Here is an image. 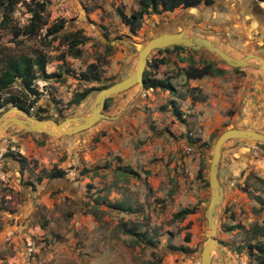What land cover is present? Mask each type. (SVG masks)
I'll return each mask as SVG.
<instances>
[{"label":"rangeland","instance_id":"374dc122","mask_svg":"<svg viewBox=\"0 0 264 264\" xmlns=\"http://www.w3.org/2000/svg\"><path fill=\"white\" fill-rule=\"evenodd\" d=\"M213 1L230 5L233 0ZM37 2L46 4L48 24L33 37L15 36L13 26H27ZM210 6L202 1L194 7L204 13L178 7L146 14L133 33L119 10L130 15L140 9V0H18L5 25L0 5L1 64L10 56L43 53L46 70L53 74L34 82L38 94L26 95L18 82L0 94V101L14 95L33 105L31 115L42 109L41 115L56 121L83 114L97 88L131 72L137 44L182 29L187 16L208 15ZM228 17L237 20L231 11ZM61 19L64 29L47 34ZM204 20V27L214 26ZM240 26V35L247 37ZM65 32L82 39L79 57L68 50ZM226 41L227 52L239 56L244 51L231 49L237 46ZM174 46L154 50L146 70L154 78L172 77L175 91L137 85L105 107L104 113L118 115L138 94L121 117L102 120L72 138L24 132L0 140V264H201L197 255L206 239L210 188L198 171L204 166L208 178L209 150L225 128L264 132V74L231 67L209 50ZM208 63L223 71L199 81L183 72L188 65ZM91 64L99 81L91 77ZM86 88L95 90L80 104H71ZM56 168L64 170L65 184H51L56 178L49 174ZM220 179L225 194L216 239L222 256L214 251L212 262L260 264L249 244L264 241L254 228L264 225L263 143L228 142ZM184 208L193 212L177 218Z\"/></svg>","mask_w":264,"mask_h":264},{"label":"water","instance_id":"95a60500","mask_svg":"<svg viewBox=\"0 0 264 264\" xmlns=\"http://www.w3.org/2000/svg\"><path fill=\"white\" fill-rule=\"evenodd\" d=\"M213 35L217 34L201 29L196 25H187L179 30H168L157 33L147 42L137 44L134 47V49L138 50L134 68L124 78L98 91L88 111L56 121L52 118H38L19 107H12L0 113V140L5 136H16L24 132H39L56 139L72 138L81 133L91 131L102 120H113L121 117L135 102L138 94L126 105L121 113L115 116L104 113L106 100L110 97L126 93L137 85L144 87V75L149 55L156 49L168 46L181 45L195 50H209L231 67L255 68L264 74V56L262 54L255 51H242V57H236L229 54L215 40L211 39ZM15 128L17 129L13 130ZM233 140L248 144L255 142L264 144V132L231 125L217 135L213 146L209 150L207 180L210 188V197L205 207L207 221L206 239L197 255L201 264H213L214 251L222 256L216 239L219 211L225 194L220 179V169L225 145ZM58 181H52L51 184L58 183Z\"/></svg>","mask_w":264,"mask_h":264},{"label":"trees","instance_id":"16d2710c","mask_svg":"<svg viewBox=\"0 0 264 264\" xmlns=\"http://www.w3.org/2000/svg\"><path fill=\"white\" fill-rule=\"evenodd\" d=\"M202 1H205V3L208 5H212L214 3L213 0H140L141 7L139 10L132 12L130 15L126 14L123 10H119V14L123 21L130 27L131 31L136 33L137 29L140 28L142 24L144 15L146 14L160 13L162 11H174L178 7H196ZM17 2L18 0H6L5 2L0 3V5L3 6V10H5L1 22L3 25L8 23L9 12L13 10V6ZM37 6L39 7L33 9L30 23L27 26L24 28L13 26L15 36L19 37L21 35H28L33 37L38 33L39 29L43 25L48 24V21L44 18L43 13L46 9L45 2H37ZM64 27V20L61 19L48 28L47 34L55 35L56 33L61 32ZM63 38H65L69 44L68 50L74 57H79L82 55L83 50L79 46L82 43V39L75 32H65L63 34ZM174 47L186 49L181 45H176ZM159 61L160 63H165L166 59L162 58ZM47 63V57L43 53H39L35 57L25 54L20 56H10L3 62V64L0 62V94L6 92L18 82H20L26 95L29 96L30 94H38L39 91L34 86V82L40 77L48 79L53 76L52 73H48L46 70ZM95 67V64H91L89 66L91 77L99 81L100 76L98 72L94 71ZM222 71L223 70L220 68H214V66L210 63L204 64L203 66L188 65L183 69V72L188 79H201L209 74L221 73ZM171 79L172 77H167L165 79L154 78V76H151L150 72L146 70L144 75V84L146 88H163L175 91L176 88ZM108 85H110V83L103 84L97 89L100 90ZM93 90H95V88H86L83 91L77 92L70 103L77 105L80 104ZM110 100H112V97L106 100L105 107L109 106ZM9 104H12L13 106L19 107L28 112H30L31 107H33V105H27L26 102L18 100L14 95H11L6 97L2 102L0 101V109L6 107ZM41 111L42 109L38 110L34 113V115L38 116L39 118H49L48 116L41 115ZM64 174V170L56 168L49 174V177H64ZM198 177L205 181L208 185V180L204 176V166L199 169ZM118 207L119 209L126 210V208H121L120 206ZM192 212L193 210L191 208H184L176 212L175 216L177 218L183 219ZM254 228L255 230H258L260 235H264V225L256 224ZM187 237V240H189V236ZM249 248L251 251H256L258 254L259 263L264 264V241L259 239L254 243H250Z\"/></svg>","mask_w":264,"mask_h":264},{"label":"flooded vegetation","instance_id":"af4514ba","mask_svg":"<svg viewBox=\"0 0 264 264\" xmlns=\"http://www.w3.org/2000/svg\"><path fill=\"white\" fill-rule=\"evenodd\" d=\"M223 2L224 1H219L216 4L211 5L209 7L210 14L199 15V17L196 18V22L187 18L186 23L189 26H199L203 24L205 21L204 19L206 18L207 21L214 26L207 28L203 25L200 28L212 32L213 34H217L213 35L212 38H214L223 49L226 48L224 45H226L227 38L238 47H231L233 50H239L240 48L246 52H259L264 56V0H233L230 5H224ZM229 11H231V13L233 12L237 20L232 21L228 17ZM198 12H203V10H199ZM174 22H176V20L173 21V23ZM238 23L244 26L243 30L247 32V37L240 35V28L242 27L240 24L238 25ZM232 27H234V31ZM237 40L240 42L241 47L236 44ZM228 53L236 56L235 53ZM238 53H240V51ZM236 57H242V55ZM56 180H59L58 182L62 183L64 177H57ZM64 182L66 183V180ZM71 186L73 187L72 184ZM61 188L65 187L62 186Z\"/></svg>","mask_w":264,"mask_h":264},{"label":"crops","instance_id":"0c3cea01","mask_svg":"<svg viewBox=\"0 0 264 264\" xmlns=\"http://www.w3.org/2000/svg\"><path fill=\"white\" fill-rule=\"evenodd\" d=\"M193 9V11H199V10H197V9H194V7H192L190 10H192ZM201 11V10H200ZM199 17V16H198ZM187 18H189V19H192L193 21H195L196 22V18L197 17H195L194 15H189V16H187ZM191 23V22H190ZM238 24H240V23H238ZM188 25V24H187ZM186 25V26H187ZM197 26V25H196ZM201 26H203V24H201V25H199L198 27H201ZM201 79H204L205 80V78L203 77V78H201ZM201 79H192L193 81H199V80H201ZM137 94H135V96H136ZM134 96V97H135Z\"/></svg>","mask_w":264,"mask_h":264},{"label":"built area","instance_id":"2783aa9c","mask_svg":"<svg viewBox=\"0 0 264 264\" xmlns=\"http://www.w3.org/2000/svg\"><path fill=\"white\" fill-rule=\"evenodd\" d=\"M187 145H188V144H187ZM184 148H185V147H184ZM186 148H187V150H190L192 147H189V148H188V147H186Z\"/></svg>","mask_w":264,"mask_h":264}]
</instances>
